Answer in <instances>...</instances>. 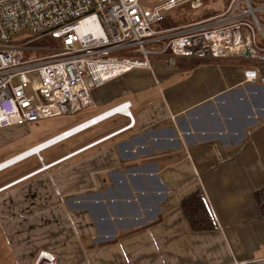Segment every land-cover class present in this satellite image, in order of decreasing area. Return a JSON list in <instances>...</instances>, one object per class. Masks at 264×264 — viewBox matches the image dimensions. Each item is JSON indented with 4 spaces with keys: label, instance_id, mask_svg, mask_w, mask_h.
<instances>
[{
    "label": "crops",
    "instance_id": "obj_1",
    "mask_svg": "<svg viewBox=\"0 0 264 264\" xmlns=\"http://www.w3.org/2000/svg\"><path fill=\"white\" fill-rule=\"evenodd\" d=\"M245 70H256L255 80ZM125 101L134 125L62 162L54 186L12 192L40 181L41 167L0 178V226L17 248L14 264H33L43 249L57 264H264L256 197L264 191V60L156 58L151 70L94 88L98 113L87 119ZM103 122L106 134L71 152L130 119ZM196 193L214 229H193L184 212L182 201Z\"/></svg>",
    "mask_w": 264,
    "mask_h": 264
},
{
    "label": "built area",
    "instance_id": "obj_2",
    "mask_svg": "<svg viewBox=\"0 0 264 264\" xmlns=\"http://www.w3.org/2000/svg\"><path fill=\"white\" fill-rule=\"evenodd\" d=\"M184 4L198 10L204 0H0V129L78 113L92 105L94 88L135 69L151 70L155 58L175 64L178 58L249 53L264 60V2L230 0L226 10L187 26L157 27ZM25 31L27 36L14 40ZM46 36L59 44L50 56L32 44ZM244 74L250 81L257 76L256 70ZM131 105L122 102L62 130L17 154L16 163L36 155L43 168L59 165L133 126ZM119 114L129 117L127 126L44 161L43 151ZM33 264H57V258L43 249Z\"/></svg>",
    "mask_w": 264,
    "mask_h": 264
},
{
    "label": "rangeland",
    "instance_id": "obj_3",
    "mask_svg": "<svg viewBox=\"0 0 264 264\" xmlns=\"http://www.w3.org/2000/svg\"><path fill=\"white\" fill-rule=\"evenodd\" d=\"M151 1V0H149ZM230 0H205L204 5L198 10L192 9L189 6L184 8H179L176 11H173L169 17L174 18L175 20L182 22L173 25L175 27L187 26L192 23L203 19L204 17L208 18L213 14H217L226 10L229 5ZM256 3L264 2V0H252ZM214 25V24H213ZM170 26V25H169ZM157 27H159L157 25ZM161 28V27H159ZM28 31L14 34V40H22L21 37L27 36ZM36 47L41 48V52L39 54L50 56L52 53L56 51L59 44L56 39L51 36H46L35 40L33 43ZM44 56V57H45ZM156 59V58H155ZM154 59V60H155ZM93 106H89L84 108L75 114H62L57 116H49L42 119H39L35 122H31L25 126H18L7 129H0V163L10 157H13L35 145L44 141L45 139L61 132L62 130L69 128L82 120L87 119L88 117L98 113L97 110H92ZM107 122H103L99 125L91 127L90 129L83 131L72 138H69L65 141L58 143L55 146L48 148L43 151L41 154L46 163H50L51 161L57 159L58 157L71 152L72 150L80 147L84 143L99 136L106 134L109 130L106 127ZM69 163H60L59 165L52 167L50 169H46L41 175V180L34 179L33 177L24 181L22 183L16 184L13 186V193H19L20 187L30 186L32 188H37L41 190V188L47 186H54V182L52 181V175L57 174L58 171H61L63 167L67 166ZM100 163L93 164L95 167H98ZM71 165L73 163L71 162ZM41 167L43 165L39 160L38 156H33L25 161L17 163L12 167L5 169L0 172V178L2 183L5 181H13L16 178H19L20 175L24 173H29L36 168ZM80 167V166H78ZM44 176V177H43ZM38 178V177H37ZM7 179V180H6ZM56 186V184H55ZM35 191V190H34ZM15 198H18L19 195H13ZM14 199V198H13ZM32 212V211H31ZM34 212V211H33ZM17 215L20 216L22 212H16ZM24 213V212H23ZM1 218V217H0ZM3 225L0 226V264H14L13 256L11 252H14L17 248H11L9 242L5 239L3 232ZM18 234V230H15ZM14 250V251H13Z\"/></svg>",
    "mask_w": 264,
    "mask_h": 264
},
{
    "label": "trees",
    "instance_id": "obj_4",
    "mask_svg": "<svg viewBox=\"0 0 264 264\" xmlns=\"http://www.w3.org/2000/svg\"><path fill=\"white\" fill-rule=\"evenodd\" d=\"M205 1V0H204ZM188 4H184L179 8L188 7ZM190 7V6H189ZM177 8L176 10H178ZM191 8V7H190ZM185 9V8H184ZM175 10V11H176ZM214 15V14H213ZM212 16V15H211ZM207 17V16H206ZM204 17V18H206ZM195 22V20H194ZM177 23H182L172 17H168L161 21L158 26L162 28L175 27ZM192 23V21L190 22ZM170 25V26H169ZM80 123V122H79ZM257 200L261 208V212L264 216V191L260 190L257 193ZM182 207L184 212L189 218L193 229L195 230H211L215 228V222L209 207L200 193L193 194L182 201Z\"/></svg>",
    "mask_w": 264,
    "mask_h": 264
},
{
    "label": "bare ground",
    "instance_id": "obj_5",
    "mask_svg": "<svg viewBox=\"0 0 264 264\" xmlns=\"http://www.w3.org/2000/svg\"><path fill=\"white\" fill-rule=\"evenodd\" d=\"M102 118H104V117L96 118V119H95L94 121H92V122H97V121H99V120H102ZM35 146H36V145H35ZM33 147H34V146H33ZM39 148H40V147H37V148L31 150V151H29L27 154H29V153H31V152H34V151H37V150H39ZM20 157H21V155H19V156H16V155H15V156L10 157V158L4 160L3 162H1V163H0V171L6 169L7 167H9V166H11V165H13V164H15V163L19 160ZM49 168H51V167L48 166V167H45V168H43V169H49ZM43 169H41V170H43Z\"/></svg>",
    "mask_w": 264,
    "mask_h": 264
},
{
    "label": "water",
    "instance_id": "obj_6",
    "mask_svg": "<svg viewBox=\"0 0 264 264\" xmlns=\"http://www.w3.org/2000/svg\"><path fill=\"white\" fill-rule=\"evenodd\" d=\"M246 56H249V53H246Z\"/></svg>",
    "mask_w": 264,
    "mask_h": 264
}]
</instances>
